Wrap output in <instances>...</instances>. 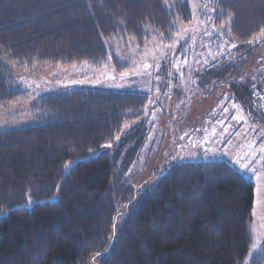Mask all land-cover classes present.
<instances>
[{"label":"trees","instance_id":"trees-1","mask_svg":"<svg viewBox=\"0 0 264 264\" xmlns=\"http://www.w3.org/2000/svg\"><path fill=\"white\" fill-rule=\"evenodd\" d=\"M192 20L189 0H0V107L30 96L8 62L123 73L128 40L172 43ZM215 24L250 51L264 0H217ZM148 104L141 92H46L36 125L0 131V264H264V248L249 254L253 173L198 161L166 168L150 189L130 184Z\"/></svg>","mask_w":264,"mask_h":264},{"label":"rangeland","instance_id":"rangeland-1","mask_svg":"<svg viewBox=\"0 0 264 264\" xmlns=\"http://www.w3.org/2000/svg\"><path fill=\"white\" fill-rule=\"evenodd\" d=\"M216 1L189 0L193 20L180 24L172 43L153 41L139 48L128 40L127 48L117 49L129 65L123 73L88 64L25 70L6 62L30 96L0 107V131L36 125L32 108L41 93L90 87L141 92L149 97V129L128 174L133 186L144 183L150 189L166 168L180 163L228 160L251 177L239 157L264 171V35L258 47L241 48L227 36L225 24H215ZM237 115L243 119H234Z\"/></svg>","mask_w":264,"mask_h":264},{"label":"snow or ice","instance_id":"snow-or-ice-1","mask_svg":"<svg viewBox=\"0 0 264 264\" xmlns=\"http://www.w3.org/2000/svg\"><path fill=\"white\" fill-rule=\"evenodd\" d=\"M205 7H207V5H205ZM181 31H185V30H181ZM179 35V33H178ZM181 39H183V37H181ZM233 47H236L235 45H233ZM147 67V65H146ZM169 75H171V73H169ZM154 103V102H153ZM234 107H237L236 105H234ZM225 111H227V109H225ZM145 115H147V113H145ZM234 119H236L237 121H239L240 119H243L242 116H235ZM117 140L120 139V137H116ZM181 139H183V137H181ZM207 139V137L205 138ZM102 147H107V148H111L112 145L111 144H106L103 145ZM91 151V150H90ZM260 152L264 153V146H261L260 148ZM253 156H255V152L252 153ZM262 159H264V157H262ZM237 160L241 163V167L245 170H247L250 173H253L256 176V187L254 189L253 195H254V203H253V209H252V213H251V218L253 221H255L256 217H257V205L259 206L260 210L262 213H264V171H258L257 169L251 167L250 165L252 164V161H248V163H244L243 162V158H237ZM70 167V163L65 165V168ZM29 203H31V201H29ZM117 228L116 224H113V236L116 235L115 229ZM252 231H255V229H252ZM111 239V237H110ZM251 247L253 249L255 248H261L262 245L260 243V240H256L251 244ZM264 250V249H262ZM105 251H107V249H105ZM251 254V253H249ZM97 255H101L100 253H97Z\"/></svg>","mask_w":264,"mask_h":264},{"label":"crops","instance_id":"crops-1","mask_svg":"<svg viewBox=\"0 0 264 264\" xmlns=\"http://www.w3.org/2000/svg\"><path fill=\"white\" fill-rule=\"evenodd\" d=\"M241 169V168H239ZM242 170V169H241ZM253 180L255 181V184H257L256 176L252 174ZM252 229H255V231H252ZM251 233H252V243L256 240H260V243L262 245L261 248H255L253 249L251 247L250 250V260L262 249L264 248V213L261 212L259 206L257 205V217L255 221L252 220L251 223ZM249 264V263H248Z\"/></svg>","mask_w":264,"mask_h":264}]
</instances>
